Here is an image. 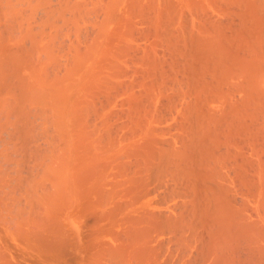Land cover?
I'll list each match as a JSON object with an SVG mask.
<instances>
[{
  "label": "bare ground",
  "instance_id": "6f19581e",
  "mask_svg": "<svg viewBox=\"0 0 264 264\" xmlns=\"http://www.w3.org/2000/svg\"><path fill=\"white\" fill-rule=\"evenodd\" d=\"M0 264H264V0H0Z\"/></svg>",
  "mask_w": 264,
  "mask_h": 264
},
{
  "label": "rangeland",
  "instance_id": "374dc122",
  "mask_svg": "<svg viewBox=\"0 0 264 264\" xmlns=\"http://www.w3.org/2000/svg\"><path fill=\"white\" fill-rule=\"evenodd\" d=\"M213 7H214V6H211L210 8H207V10H206V12H208L209 9L212 10V11L210 10L211 13L208 12V13H209L208 15H210L211 17H212L211 14L214 13L213 11L215 10ZM213 15H214V14H213Z\"/></svg>",
  "mask_w": 264,
  "mask_h": 264
}]
</instances>
